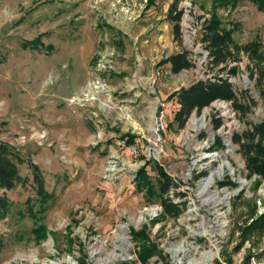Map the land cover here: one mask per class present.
Masks as SVG:
<instances>
[{"label":"rangeland","instance_id":"1","mask_svg":"<svg viewBox=\"0 0 264 264\" xmlns=\"http://www.w3.org/2000/svg\"><path fill=\"white\" fill-rule=\"evenodd\" d=\"M170 5L182 14L177 37ZM212 13L237 44L264 49V13L252 0H0V141L19 154L25 178L0 188L10 202L0 264H140L130 228L143 226L161 249L146 264H264V229L241 241V228L264 212V181L246 175L232 141L264 118L249 56L241 53L229 76L238 95L246 90L255 101L245 114L214 100L181 127L173 120L172 92L227 75L201 41ZM182 51L192 66L173 73L165 59ZM193 116L207 125L189 130ZM125 133L136 137L123 147ZM145 162L153 178L154 163L172 177L169 194L184 202L177 217L136 189ZM30 163L51 194L43 210ZM40 224L44 236L36 237Z\"/></svg>","mask_w":264,"mask_h":264},{"label":"trees","instance_id":"2","mask_svg":"<svg viewBox=\"0 0 264 264\" xmlns=\"http://www.w3.org/2000/svg\"><path fill=\"white\" fill-rule=\"evenodd\" d=\"M252 2L264 13V0H252ZM172 3H177V1H173ZM172 10L173 8L170 5L168 8V18L173 24L172 32L177 37L180 34L182 14L177 8H175L174 13ZM204 21L202 24L201 41L205 44L204 47L208 51L210 63L213 66H220V70L222 71L227 70V75L198 79L189 86L181 87L169 95V98L176 97L179 103V108L173 118L179 127L185 123L193 110L200 111L214 100L230 101L234 110L242 115L255 104L254 99L246 90H243L238 95L229 81V76L235 75L237 71V65L230 64L236 63L240 59L239 55L241 53L248 55L250 64L252 63V66L254 65L253 68H250V78L256 85L264 110V49L261 50L260 46L255 42L237 44L232 36L233 31L224 28L220 18L216 14L212 13ZM109 27L112 28L111 26ZM37 42V40L33 42L32 47H35ZM165 61L170 63L173 73L192 66L191 60L184 51L169 55ZM123 136L126 138L127 144L133 143L136 137L129 133H125ZM232 141L239 145L244 159L246 175L248 177L255 175V185L260 184L264 181V118L257 123L251 124L250 128H247L242 133L234 134ZM216 144L219 145L218 147L223 146L219 137L216 138ZM21 161L22 159L19 154L8 142L0 141V188L11 189L17 183L25 181V178L20 176L18 170V164ZM147 164L148 162H145L134 173L136 189L143 191L149 198H157L162 207V214L177 217L183 210L184 202L174 201L173 197L169 194V191L176 184L172 177L158 163H154L157 175L153 178L146 170ZM30 167L36 185V193L39 198V208L43 210L47 200L51 198V194L46 191L43 178L36 164L30 163ZM227 183L235 185L232 181ZM225 185L223 184L222 186ZM9 207L10 202L8 199L0 195V219L7 215ZM254 211V208H252L251 212L253 213ZM29 213L37 219L32 210ZM252 218L249 224L241 228V234L243 236L241 241H244L243 239L247 235L264 229V212ZM43 229L44 226L40 224L34 227L32 232L36 234V237L44 236L42 233ZM130 236L138 247L136 257L140 264H146L151 257L159 256L161 253L159 246L150 238L146 226L140 229L130 228ZM2 243V238L0 237V250ZM241 245V242L237 244L235 246L236 250ZM119 264H130V262L121 261Z\"/></svg>","mask_w":264,"mask_h":264},{"label":"bare ground","instance_id":"3","mask_svg":"<svg viewBox=\"0 0 264 264\" xmlns=\"http://www.w3.org/2000/svg\"><path fill=\"white\" fill-rule=\"evenodd\" d=\"M191 120V124L188 126V129H198V127H205L207 125V123L205 122L204 120V116H202L201 118H198L196 116H193ZM218 155H215V157H217ZM222 171V170H220ZM219 172V171H218ZM206 181H207V184L208 183H214L215 182V173L211 172L207 177H206ZM221 192L225 195V196H228L229 193H228V190L226 189H222ZM263 193H264V190H263ZM215 195H216V199L219 200V192H215Z\"/></svg>","mask_w":264,"mask_h":264},{"label":"built area","instance_id":"4","mask_svg":"<svg viewBox=\"0 0 264 264\" xmlns=\"http://www.w3.org/2000/svg\"><path fill=\"white\" fill-rule=\"evenodd\" d=\"M163 116H164V114L161 110L160 114L156 117V125L160 126V128H163V123H164ZM118 143H119V145H121L123 147H125L127 145L125 138H121V140Z\"/></svg>","mask_w":264,"mask_h":264}]
</instances>
